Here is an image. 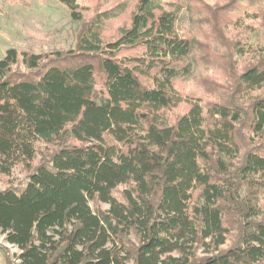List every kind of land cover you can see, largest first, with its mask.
Wrapping results in <instances>:
<instances>
[{
    "label": "trees",
    "instance_id": "1",
    "mask_svg": "<svg viewBox=\"0 0 264 264\" xmlns=\"http://www.w3.org/2000/svg\"><path fill=\"white\" fill-rule=\"evenodd\" d=\"M56 1L74 47L0 59V182L27 177L0 191L18 264H264V45L226 35L241 1L264 27V0H130L89 21ZM196 70L202 96L179 89Z\"/></svg>",
    "mask_w": 264,
    "mask_h": 264
},
{
    "label": "rangeland",
    "instance_id": "2",
    "mask_svg": "<svg viewBox=\"0 0 264 264\" xmlns=\"http://www.w3.org/2000/svg\"><path fill=\"white\" fill-rule=\"evenodd\" d=\"M130 0H76L79 6L85 8L84 21H89L95 10H109L119 3L129 2ZM161 3H173L181 0H154ZM211 5L223 3L226 0H205ZM254 6H249L245 1H241L240 7L232 12L233 23L227 29V37L230 42H240L244 46H253L258 49L264 45V27H260L259 22L250 16L255 11ZM125 17L111 21L112 28L122 25ZM180 28L189 30L197 34V23L193 17H183ZM79 25L73 23L69 17L67 9L56 0H0V59L9 49H14L18 53L30 52L33 54L51 55L56 52H66L75 45V38ZM253 55L242 58L236 56L240 68L245 63L254 62ZM257 58V57H256ZM18 70H25L18 64ZM212 71L202 72L196 70V77L179 84V89L184 93L203 95L200 77L209 75ZM179 109L176 113H181ZM8 182V183H7ZM27 182L26 175L15 169L11 177L5 182H0V191L11 186L18 190L24 188ZM118 196V194H116ZM264 206V198H262ZM107 209L106 205L100 206ZM7 249L8 257L12 264H18L16 256L19 251L5 243L4 237L0 235V248ZM4 260L0 249V264ZM5 262V261H4Z\"/></svg>",
    "mask_w": 264,
    "mask_h": 264
},
{
    "label": "crops",
    "instance_id": "3",
    "mask_svg": "<svg viewBox=\"0 0 264 264\" xmlns=\"http://www.w3.org/2000/svg\"><path fill=\"white\" fill-rule=\"evenodd\" d=\"M1 264H5L4 260L1 261Z\"/></svg>",
    "mask_w": 264,
    "mask_h": 264
}]
</instances>
